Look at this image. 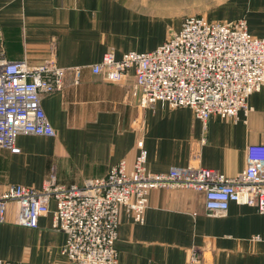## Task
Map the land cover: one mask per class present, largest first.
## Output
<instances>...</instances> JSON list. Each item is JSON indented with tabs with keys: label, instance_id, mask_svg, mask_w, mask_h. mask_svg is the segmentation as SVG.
I'll return each mask as SVG.
<instances>
[{
	"label": "crops",
	"instance_id": "0c3cea01",
	"mask_svg": "<svg viewBox=\"0 0 264 264\" xmlns=\"http://www.w3.org/2000/svg\"><path fill=\"white\" fill-rule=\"evenodd\" d=\"M186 14L163 12L162 0H0L7 58L40 65L54 56L66 69L63 88L42 98L55 135L20 133L19 152L0 147V187L41 188L51 176L64 185H83L106 176L121 160L131 168L141 137L152 172L200 164L239 174L248 146L264 144V85L251 94L248 114L241 111L236 121L214 115L205 125L190 107L161 101L141 107L132 94L133 69L120 81L92 70L107 51L121 56L155 49L188 15L245 18L251 34L264 36V0H224L206 14ZM204 202V194L193 189L155 188L143 223L122 209L117 264H264V214L232 202L226 215L211 216ZM55 207L52 200L50 209ZM51 210L31 228L14 222L10 204L7 221L0 223V262L71 264L62 253L67 235L53 228ZM193 249L199 262H190Z\"/></svg>",
	"mask_w": 264,
	"mask_h": 264
},
{
	"label": "built area",
	"instance_id": "2783aa9c",
	"mask_svg": "<svg viewBox=\"0 0 264 264\" xmlns=\"http://www.w3.org/2000/svg\"><path fill=\"white\" fill-rule=\"evenodd\" d=\"M2 41L0 32V147L19 152L20 133L55 135L42 98L63 88L66 69L54 56L40 65L11 61ZM129 69L136 77L132 94L141 107L161 101L171 108L190 107L205 125L214 115L236 121L241 111H251L249 98L264 85V36L251 34L245 19L225 22L188 15L155 49L121 56L107 51L92 66L110 81L122 80ZM75 72L78 76L80 71ZM137 147L131 168L121 160L106 176L83 185H64L51 176L41 188L19 183L0 187V223L7 221L13 203L14 222L36 228L54 200L52 225L67 235L62 253L71 264H117L120 211L143 223L152 189L202 192L211 216L226 215L232 202L256 206L264 214V144L248 146L247 164L236 176L200 164L152 172L143 137ZM199 261L200 254L193 249L190 262Z\"/></svg>",
	"mask_w": 264,
	"mask_h": 264
},
{
	"label": "rangeland",
	"instance_id": "374dc122",
	"mask_svg": "<svg viewBox=\"0 0 264 264\" xmlns=\"http://www.w3.org/2000/svg\"><path fill=\"white\" fill-rule=\"evenodd\" d=\"M221 1L224 0H162V10L174 16H185L186 12H188L186 15L192 13L206 14L210 9L217 7Z\"/></svg>",
	"mask_w": 264,
	"mask_h": 264
}]
</instances>
